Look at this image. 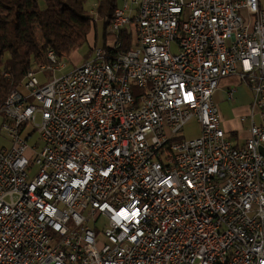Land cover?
Segmentation results:
<instances>
[{"label": "built area", "instance_id": "obj_1", "mask_svg": "<svg viewBox=\"0 0 264 264\" xmlns=\"http://www.w3.org/2000/svg\"><path fill=\"white\" fill-rule=\"evenodd\" d=\"M106 29L0 105V264H264V0H121ZM227 76L252 95L242 142Z\"/></svg>", "mask_w": 264, "mask_h": 264}, {"label": "trees", "instance_id": "obj_2", "mask_svg": "<svg viewBox=\"0 0 264 264\" xmlns=\"http://www.w3.org/2000/svg\"><path fill=\"white\" fill-rule=\"evenodd\" d=\"M89 6L87 0H0V105L30 69L51 63L48 50L64 60L85 45L91 49L88 35L96 24L88 15ZM116 6L117 0H95L104 26ZM120 38L122 45L113 53L131 47L128 28L121 30Z\"/></svg>", "mask_w": 264, "mask_h": 264}, {"label": "rangeland", "instance_id": "obj_3", "mask_svg": "<svg viewBox=\"0 0 264 264\" xmlns=\"http://www.w3.org/2000/svg\"><path fill=\"white\" fill-rule=\"evenodd\" d=\"M90 4V2H89ZM104 22V21H103ZM96 24V22H94ZM92 49H89L88 46H83L79 48L77 51H74V54H71L69 58L64 59L63 62L65 64L64 68L61 71H57V75L62 74L63 72H68L72 68V64H78L84 60V58L91 55ZM83 55H86L83 57ZM228 84H223V82H219L216 90L220 91L218 92V98L217 100L213 94V99L217 103L218 107L221 110V113L225 120H227V124L229 125L231 119H235L238 114V106L240 105L239 101H244L249 98L250 90L247 86L244 84H239L236 89L237 93L235 94L236 98L231 101L226 98V94L224 96V91L226 89H229L234 84L232 82H227ZM235 87V86H234ZM215 90V91H216ZM215 93V92H214ZM223 121V120H222ZM232 123V122H231ZM247 123H243V127H246ZM224 127V125H223ZM225 128V127H224ZM179 134L181 137L184 138H194L200 134V125L197 122L196 118L191 119L189 122H187L179 131ZM36 136L34 135L33 138ZM6 144L8 145V140L4 137V135L0 132V145Z\"/></svg>", "mask_w": 264, "mask_h": 264}, {"label": "crops", "instance_id": "obj_4", "mask_svg": "<svg viewBox=\"0 0 264 264\" xmlns=\"http://www.w3.org/2000/svg\"><path fill=\"white\" fill-rule=\"evenodd\" d=\"M87 1L90 2V5L92 4V1H89V0H87ZM93 1H95V0H93ZM120 3H121V0H117V5H119ZM103 20L104 19L99 18V20L96 22L95 32H91L88 35V44H89L90 48H92L95 44L96 45L104 44L105 41L111 42L112 35L108 34L107 29H106L107 26H104ZM74 65H76V64H74ZM74 65L72 64V67ZM221 81L223 82V84H228L227 82H232L234 84L233 86H235L234 87L235 88L234 99H235L236 98L235 94L237 93L236 87L239 84H243V83L236 76H227V77H224L223 79H221L220 82ZM226 91H227V89L223 93L224 96L226 94ZM218 92L220 93V91L216 90L214 93V96L217 100H219L218 96H220V95H218ZM226 98L228 99L227 94H226ZM251 99H252V95L250 92L249 98H247V100L239 101L240 105L238 106V114H237L235 119L230 120L229 125L227 124L228 121L224 119V117L221 113V110L219 108L221 116H222V120H223L222 123H223L225 129L227 130V133L233 137H237L238 138L237 141L242 142L246 138V136L248 135L247 130H248L249 122L246 120L241 121L240 117L249 113V104L251 102ZM228 100H230V99H228ZM245 122L247 123V125H246V127H243V123H245Z\"/></svg>", "mask_w": 264, "mask_h": 264}, {"label": "water", "instance_id": "obj_5", "mask_svg": "<svg viewBox=\"0 0 264 264\" xmlns=\"http://www.w3.org/2000/svg\"><path fill=\"white\" fill-rule=\"evenodd\" d=\"M261 150H262V152H264V149L263 148H261Z\"/></svg>", "mask_w": 264, "mask_h": 264}]
</instances>
